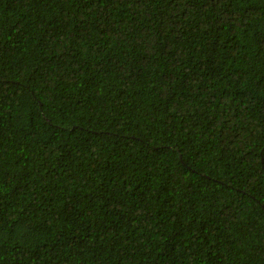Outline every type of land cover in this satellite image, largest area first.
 Instances as JSON below:
<instances>
[{
    "label": "trees",
    "instance_id": "trees-1",
    "mask_svg": "<svg viewBox=\"0 0 264 264\" xmlns=\"http://www.w3.org/2000/svg\"><path fill=\"white\" fill-rule=\"evenodd\" d=\"M0 264H264V0H0Z\"/></svg>",
    "mask_w": 264,
    "mask_h": 264
}]
</instances>
